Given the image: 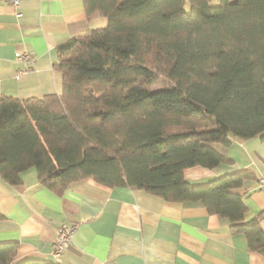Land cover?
<instances>
[{
	"label": "trees",
	"instance_id": "16d2710c",
	"mask_svg": "<svg viewBox=\"0 0 264 264\" xmlns=\"http://www.w3.org/2000/svg\"><path fill=\"white\" fill-rule=\"evenodd\" d=\"M83 2L89 18L106 23L56 47L61 91L0 95V177L20 185L21 173L35 168L58 194L92 176L198 202L264 250V229L246 219L236 192L255 173L185 176L193 166L231 161L226 149L235 140L264 139V0ZM159 76L168 83L151 88ZM17 247L1 242L0 264H59L14 263Z\"/></svg>",
	"mask_w": 264,
	"mask_h": 264
},
{
	"label": "crops",
	"instance_id": "0c3cea01",
	"mask_svg": "<svg viewBox=\"0 0 264 264\" xmlns=\"http://www.w3.org/2000/svg\"><path fill=\"white\" fill-rule=\"evenodd\" d=\"M105 23L102 16L88 17L83 0H23L18 7L0 1V95L60 92L62 72L53 65L56 47ZM18 51L35 58L20 78ZM226 155L231 161L190 167L186 178L201 182L252 171L256 177L236 192L247 206L246 219L257 218L264 229V139L235 140ZM21 179L20 185H11L0 177V243L18 244L14 263L31 257L51 261L55 229L68 222L75 230L60 264H264V250L251 249L243 232L201 203L111 187L92 176L71 182L58 194L39 183L35 168L24 170Z\"/></svg>",
	"mask_w": 264,
	"mask_h": 264
},
{
	"label": "built area",
	"instance_id": "2783aa9c",
	"mask_svg": "<svg viewBox=\"0 0 264 264\" xmlns=\"http://www.w3.org/2000/svg\"><path fill=\"white\" fill-rule=\"evenodd\" d=\"M2 2L11 4L15 7H18L23 0H0ZM15 57L17 60H19L22 63V67L21 69H19L16 73L17 78H20L23 74L27 73L30 69L31 66L34 65L35 63V58L33 56H31L29 53L27 52H22V51H18L15 53ZM68 238L69 237H61L59 234L57 236V243L55 246V249L52 251V254L56 255L57 251H61V253L63 252V246L64 245H68ZM63 245V246H62Z\"/></svg>",
	"mask_w": 264,
	"mask_h": 264
},
{
	"label": "rangeland",
	"instance_id": "374dc122",
	"mask_svg": "<svg viewBox=\"0 0 264 264\" xmlns=\"http://www.w3.org/2000/svg\"><path fill=\"white\" fill-rule=\"evenodd\" d=\"M99 26H101V25H99ZM32 67L33 66H31L29 70H31ZM167 83L168 82H167V80L164 77L159 76L158 79L151 85V88H158V87H161L163 85H166ZM55 230H56V239H55L52 251L55 249V246H56V243H57L58 234L61 237H69L68 241H67L68 245H64V246L62 245L63 249H64L62 253H61L60 250L56 252V255L52 254V251L50 252V257L52 258L51 261L54 262V263H59L61 261L63 255H64V252L67 250V248L69 247V245L71 243L72 236H73V233H74V230H75V226L70 224V223H68V222H61L56 227Z\"/></svg>",
	"mask_w": 264,
	"mask_h": 264
}]
</instances>
